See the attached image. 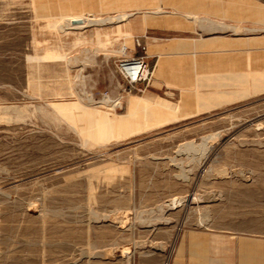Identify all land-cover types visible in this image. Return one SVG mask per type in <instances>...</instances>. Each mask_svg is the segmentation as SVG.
Returning <instances> with one entry per match:
<instances>
[{
	"label": "rangeland",
	"instance_id": "rangeland-1",
	"mask_svg": "<svg viewBox=\"0 0 264 264\" xmlns=\"http://www.w3.org/2000/svg\"><path fill=\"white\" fill-rule=\"evenodd\" d=\"M152 38L190 52L128 89ZM209 49L232 77L206 107ZM194 230L264 236V0H0V264H168Z\"/></svg>",
	"mask_w": 264,
	"mask_h": 264
},
{
	"label": "crops",
	"instance_id": "crops-1",
	"mask_svg": "<svg viewBox=\"0 0 264 264\" xmlns=\"http://www.w3.org/2000/svg\"><path fill=\"white\" fill-rule=\"evenodd\" d=\"M214 38L204 40L205 43L213 41ZM203 43V40H201ZM199 40V42H201ZM171 44L169 49L165 44L152 38L146 40L145 55L146 62L153 67V81L155 85H162L165 78L173 74V58L175 55L190 52V40L182 38ZM204 58L206 63L205 75L198 79L195 85L205 87V96L201 102L207 107L215 103L216 97L221 93L220 78L226 76L231 78V74L220 75L221 58L217 56V49H209ZM160 69L157 75V70ZM229 82L227 85H230ZM152 87L153 84H152ZM220 97V96H219ZM218 97V98H219ZM139 100H132L128 105V110L136 112ZM200 104V103H199ZM149 108V107H148ZM148 108L140 109L148 113ZM139 110V109H138ZM168 264H264V236L251 235H227L205 233L200 231H189L187 236H183L177 244L174 253L170 256Z\"/></svg>",
	"mask_w": 264,
	"mask_h": 264
},
{
	"label": "bare ground",
	"instance_id": "bare-ground-1",
	"mask_svg": "<svg viewBox=\"0 0 264 264\" xmlns=\"http://www.w3.org/2000/svg\"><path fill=\"white\" fill-rule=\"evenodd\" d=\"M133 14H135L134 12H120V13H116L114 15H106V16H103V17H100V16H90V15H87V16H80V17H76V18H71V19H62L58 26L60 29H82V28H85V27H90V26H93V27H103V26H106V25H110V24H113V23H118V22H122V21H126L128 18H130ZM203 18V17H202ZM73 20H80L79 22H73ZM196 20L198 21H206L208 24L213 23V20H208V19H198L196 18ZM221 23V22H220ZM204 24V23H203ZM217 24V23H216ZM219 24V22H218ZM221 25V24H220ZM204 26V25H203ZM231 28H235V26H232ZM230 28V29H231ZM125 49L124 47H120L119 48V52L120 53H125ZM86 51V50H85ZM92 57V56H91ZM88 58V57H86ZM75 58H73L74 60ZM80 84V83H79ZM89 99V97H87ZM104 98V97H103ZM91 101V100H90ZM102 102L104 103H107V98H104L102 100ZM117 105V102L115 101L113 103V106ZM214 136V135H213ZM205 137V136H204ZM217 137V136H216ZM211 138H212V135H211ZM211 138H208L209 140ZM207 139V141H208ZM213 139V138H212ZM206 141V137L202 138V143L198 145V147L203 150L205 152V150L207 149V142ZM191 142V141H190ZM181 145V144H180ZM182 146L184 147V150H191V149H195L196 150V147H194L193 143H186V144H182ZM179 149V148H178ZM183 149V148H181ZM183 150V152H184ZM179 151V150H178ZM192 151V150H191ZM202 151V152H203ZM200 153V152H199ZM192 156V155H191Z\"/></svg>",
	"mask_w": 264,
	"mask_h": 264
},
{
	"label": "built area",
	"instance_id": "built-area-1",
	"mask_svg": "<svg viewBox=\"0 0 264 264\" xmlns=\"http://www.w3.org/2000/svg\"><path fill=\"white\" fill-rule=\"evenodd\" d=\"M115 69L128 89L143 90L142 84L148 80L149 75V67L144 55L120 57Z\"/></svg>",
	"mask_w": 264,
	"mask_h": 264
},
{
	"label": "water",
	"instance_id": "water-1",
	"mask_svg": "<svg viewBox=\"0 0 264 264\" xmlns=\"http://www.w3.org/2000/svg\"><path fill=\"white\" fill-rule=\"evenodd\" d=\"M80 20H73V22H79Z\"/></svg>",
	"mask_w": 264,
	"mask_h": 264
}]
</instances>
